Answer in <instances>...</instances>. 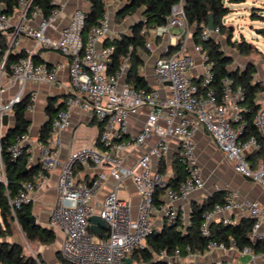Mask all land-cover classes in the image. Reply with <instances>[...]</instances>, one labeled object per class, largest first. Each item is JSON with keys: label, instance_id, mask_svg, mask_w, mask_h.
Listing matches in <instances>:
<instances>
[{"label": "built area", "instance_id": "built-area-1", "mask_svg": "<svg viewBox=\"0 0 264 264\" xmlns=\"http://www.w3.org/2000/svg\"><path fill=\"white\" fill-rule=\"evenodd\" d=\"M104 1L106 4L108 0ZM51 2L56 6L59 4V0ZM15 7L22 17L31 14L33 17L40 15L41 18L36 27L25 25L22 21L13 25L0 5V33L14 27L15 34L21 33L34 40V47L10 66L9 75L18 83L19 91L8 101L0 98V136L2 117L12 113L14 103L22 97L25 83H58L57 73L61 65L35 63L31 56L36 49L55 50L69 58L68 91L63 100V108L51 119L47 142L39 139L36 141L38 161L42 168L31 179L21 181L14 194L8 195V206L15 215L23 205L32 203L36 189L46 179L43 170L58 167L55 182L57 195L49 214L48 227L62 233L59 252L65 262L145 264L132 259L131 254L134 250L145 248L146 238L159 228H155L153 224V214L159 210L163 220L174 221L178 210L171 203L185 198L204 184L194 154V134L200 128L208 133L216 148L233 164L235 171L264 185V162L254 168L246 159L248 154L264 148V95L258 94L255 98L258 108L253 123L258 136L241 138L244 127L240 106L244 97L243 88L234 85L227 77L221 80L220 93L210 86V63L200 44L193 46L200 55L201 73L198 81L195 82L190 74L196 63L191 55L183 52L187 39L192 34L183 0H178L171 6L165 23L150 28L153 37L173 36L171 28H178L180 48L172 54L155 58L153 80L156 86L142 88H134L125 81L129 54L121 59L114 73L107 72L114 45H98L110 31L106 12L98 24L84 32L86 11L77 8L58 35L51 36L47 33V28L52 26L59 13L56 7L48 16H43L40 7L31 4V0H18ZM218 33V27L209 29L203 26L200 36L207 39ZM150 45L147 40L146 47L150 48ZM1 92L0 86V96ZM36 96V91L30 93L31 103ZM73 108L86 112L102 124L98 137L103 151H98L94 144H84L65 159L59 160L60 133L69 125V114ZM141 111H144L142 127L138 132L127 136L128 117ZM153 136L156 137L154 144ZM170 138L177 140L179 160L187 172L186 178L176 189L167 186V179L154 165V161L159 162L168 152ZM150 139L152 143L146 146ZM141 146L146 147L137 155L135 163L132 166L124 165L122 154L130 148ZM25 148L30 153L27 135L23 134L9 145L8 151L11 158H17ZM28 161H33L31 153ZM77 164H92L100 169L90 181L80 180L75 178L73 172ZM109 178L113 181L110 188L101 202L96 203L93 200L95 193ZM127 178L132 180L139 196L135 213L128 201L118 194V189ZM0 185L7 192L8 180L1 158ZM159 187L165 188L163 194L168 203L156 207L153 197ZM233 210H243L252 219V226L247 234L250 241H264V209L256 200L240 198L236 191L228 192L223 202H216L203 212L201 234H208L209 223L214 220L215 215ZM94 214L99 215L107 226L106 230L99 229V235L90 230L89 216ZM219 222L226 224L229 219L223 215ZM228 247L235 248L234 241L229 246L221 241H209L207 245L208 250H225ZM185 250V256L196 254L191 252L188 245ZM238 250L241 254L250 255L252 261L259 257V253L250 246ZM22 254L32 256L37 264H41L29 245L22 247ZM181 256L179 249H175L172 254H167L164 250L155 254L157 259L165 260L166 264H191L189 260H181ZM125 258H129L130 262ZM214 264L232 263L219 260Z\"/></svg>", "mask_w": 264, "mask_h": 264}, {"label": "trees", "instance_id": "trees-1", "mask_svg": "<svg viewBox=\"0 0 264 264\" xmlns=\"http://www.w3.org/2000/svg\"><path fill=\"white\" fill-rule=\"evenodd\" d=\"M121 2L115 18L121 19L127 14H132L141 10V19L130 27V32L122 34L112 40H105V44H113L114 52L112 61L107 72L114 73L117 70L121 59L129 54V67L126 72L125 81L134 88L147 87L146 80L139 73L138 67L141 63L140 52L147 51V32L149 28L166 22L171 6L178 0H118ZM245 0H183V8L189 26L191 27V38L194 44H200L202 50L207 54L210 63L212 80L210 86L218 93L221 91V80L224 77L229 78L234 85H240L243 88V100L240 101L242 107L244 127L241 138L254 135L258 136L257 128L253 120L258 105L255 98L263 90L261 81L255 79L256 67L254 63H246L243 68L231 69L233 62L231 55L222 50L220 43L214 38L202 39L201 29L207 26L209 15L212 16L213 27L219 28V35L226 34V44L241 55H247L252 51V46L244 39L235 40L232 38L231 29L223 22L224 16L232 11L231 3H239ZM89 8L86 10L84 32L92 26L98 24L101 17L106 12L104 0H87ZM18 0H0L3 12L9 14L17 5ZM31 4L38 5L43 16H48L56 7L51 0H31ZM7 44L0 38L1 62L0 72L10 74V66L25 56L24 52L14 53L7 51ZM180 48V44L169 45L165 55L174 53ZM6 53V55H5ZM5 58L4 63L2 60ZM35 63L45 62L39 54L31 56ZM264 64V58L262 59ZM196 82V81H195ZM57 96L48 97L46 100L45 115L47 120L42 125L38 139L46 143L50 135V123L56 112L63 108V100L57 101ZM31 105L30 95L27 94L14 103L12 107L13 125L4 130L0 136V158L8 180L7 192L0 185V237L3 238L11 234L12 225L16 223L29 242L40 244H51L55 241V231L50 227L41 226L30 221L32 215L31 203L23 205L13 215L8 206V195L14 194L20 182L29 180L33 174L42 167L39 161L29 162L27 149H23L20 156L11 158L8 151L9 145L14 143L18 137L26 134L29 127L27 110ZM101 125V123H99ZM264 152V148L257 151L258 154ZM252 155V153H251ZM162 161L159 164V172L163 171ZM161 165V166H160ZM174 175L166 180L167 186L176 189L178 184L183 181L187 172L181 164L179 157L174 160ZM45 171V170H43ZM165 188L159 187L154 192L153 204L159 207L161 204L160 195L164 193ZM222 193V192H221ZM220 192H215L205 198L202 202H194L190 206L188 219L185 222L181 213L172 222L163 220L161 226L155 229L147 238L146 246L143 249L134 250L131 258L136 261H143L145 264H166L163 259H157L155 254L164 250L167 254H172L175 249H179L181 255L187 251L188 245L191 252L203 253L207 249L209 241H221L226 246L234 241L236 247L243 248L250 246L254 251H264V241L252 243L247 234L252 226L250 218H242L239 223H211L208 227V234H201V224L203 221V212L210 208L216 202H223L224 198ZM0 264H37L30 255L22 254V246L17 242L0 240ZM61 264H69L61 258Z\"/></svg>", "mask_w": 264, "mask_h": 264}, {"label": "crops", "instance_id": "crops-1", "mask_svg": "<svg viewBox=\"0 0 264 264\" xmlns=\"http://www.w3.org/2000/svg\"><path fill=\"white\" fill-rule=\"evenodd\" d=\"M106 3V13L109 18L110 31L98 45L105 44V40H112L122 34L130 32V27L141 19V10H137L132 14H127L121 19L115 18V15L121 6V2L118 0H108ZM232 7V4H230ZM59 10L57 17L55 18L52 26L47 28V33L51 36H57L60 30L68 23L71 13L79 8L87 10L89 3L87 0H59V4L56 6ZM42 14V13H41ZM12 24H17L22 21L25 25L36 27L40 21V15L31 16L27 14L24 17L20 15L19 10L14 7L13 11L8 14ZM173 36H162L153 37L150 32V28L147 32V40L150 41V48L147 51L140 52L141 63L138 67L139 73L144 76L147 87L156 86L153 80V63L155 58L158 56L165 55L167 47L179 43L178 34L180 30L178 28H171ZM219 34L215 35V39L219 41ZM0 38L4 39L8 48L7 51L14 53L23 51L26 55L29 50L34 47V40L30 37H26L23 34H15L14 27H11L5 32L0 33ZM221 45V44H220ZM194 43L191 36L187 39L185 44L184 53L191 55L195 60V67L190 71L194 81H198L199 74L201 73L200 55L193 48ZM222 50L223 47L221 46ZM225 51V50H224ZM39 56L50 64H60L58 70V83L47 84V83H33L27 82L24 84L22 97L33 91L37 92L35 100L31 103L27 110V118L30 122L27 135V144L29 145L30 153L33 157V161L39 160V149L36 145L39 131L42 125L47 120L45 115L46 100L48 97L57 96V101L64 100L66 92L68 91V62L69 58L55 50L39 48L35 50L34 54ZM229 54L233 58V62L230 65L231 69L243 68L244 65H240L239 62L234 60L232 54ZM237 53V52H236ZM239 54V53H238ZM241 55V54H240ZM251 62V61H250ZM255 79L261 81L263 90L258 94L264 95V72L255 73ZM0 86L2 88L1 100L8 101L13 98L19 91V85L14 81L11 76L0 72ZM161 89V88H160ZM8 124L3 126L1 133L7 129L8 126L13 125L12 113L7 114ZM69 125L63 129L60 133V144L58 146V158L59 160L65 159L73 150L79 148L84 144H94L96 149L103 151L102 145L99 143V132L102 124L99 125L94 117L89 116L86 112L73 108L69 114ZM144 122V111L138 114L130 115L128 117V133L127 136L132 135L140 130ZM156 141V137L153 136V144ZM195 141V158L199 167L203 186L189 193L185 198H180L171 203L178 212L181 213L184 221L188 219V214L191 204L194 202L200 203L208 196L215 192H222L223 198L228 192L236 191L240 198H249L258 201L259 205L264 209V185L259 182H255L249 178L244 177L242 174L235 171L233 164L228 161L223 154L216 148L212 142L208 133L200 128L194 134ZM152 140L146 142V146L151 144ZM144 146V147H146ZM144 147L130 148L125 151L123 156V163L126 166H132L135 163L137 155L144 149ZM99 151V150H98ZM29 153V154H30ZM29 156V155H28ZM179 157V147L177 140L174 138L169 139V149L164 157L159 161H154V165L159 171V164L162 161L163 171L162 175L169 179L174 175V160ZM247 161L250 166L257 167L260 163L264 162V152L258 154L257 151L253 152L252 155L248 154ZM161 163V164H162ZM161 166V165H160ZM100 167L94 165H81L77 164L73 168V172L76 179L90 181L96 175ZM44 174L46 179L41 182L39 187L35 191L34 200L32 205V215L35 218L37 224L48 227L49 214L56 201V177L58 174V167L50 170H45ZM112 179L109 178L105 182L104 186L101 187L94 195L93 200L96 203H100L104 194L110 188ZM118 194L128 201L131 206L133 213L136 211L139 196L136 192L135 186L131 179L127 178L123 181L121 187L118 189ZM161 204L168 203V199L162 193L160 195ZM227 217L229 223H239L242 218H250L247 213L243 210H233L225 214H217L213 221L209 223H221L219 219L221 217ZM251 219V218H250ZM1 220V218H0ZM252 220V219H251ZM264 221V220H263ZM163 222L161 211L157 210L153 214V224L155 228L160 227ZM17 225V224H16ZM18 226V225H17ZM14 225H12L11 234L1 238L0 240H6L9 242H17L22 247L29 245L31 251H33L41 261V264H61V256L59 252L62 233L55 231V241L51 244H40L37 242L31 247L28 242H23L21 238L17 237V233L14 232ZM25 243V244H24ZM238 247H228L225 250L221 249H206L203 253L193 254L191 256H181V260H189L191 264H214L219 260H227L232 264H264V251H255L259 253V257L252 261L251 256L248 254H241ZM244 258L247 260L244 261Z\"/></svg>", "mask_w": 264, "mask_h": 264}, {"label": "rangeland", "instance_id": "rangeland-1", "mask_svg": "<svg viewBox=\"0 0 264 264\" xmlns=\"http://www.w3.org/2000/svg\"><path fill=\"white\" fill-rule=\"evenodd\" d=\"M108 3V2H106ZM233 11L223 18V22L231 29L232 38L235 40L244 39L252 46V51L247 55H240L226 44V34H220L219 41L225 52L233 55L234 60L240 65L254 63L256 72H264V34L260 31L264 29V0H245L239 3H231ZM101 151L100 148H98ZM14 232L17 237L26 242V238L14 223ZM28 242V241H27ZM25 244V243H24ZM32 247L34 243L28 242ZM33 248V247H32ZM247 258H244V261Z\"/></svg>", "mask_w": 264, "mask_h": 264}, {"label": "water", "instance_id": "water-1", "mask_svg": "<svg viewBox=\"0 0 264 264\" xmlns=\"http://www.w3.org/2000/svg\"><path fill=\"white\" fill-rule=\"evenodd\" d=\"M207 28L212 29L213 28V20L212 16L209 15L208 23H207ZM264 34V29L260 30ZM1 53L2 51L0 50V58H1ZM5 58L2 60V64L4 63ZM1 62V60H0ZM26 96V95H25ZM2 124L3 126H7L8 124V116L7 114L3 115L2 117ZM11 126H8L7 128H10ZM30 221L32 223H36L35 218L33 215L30 216ZM89 221L91 222L90 224V230L93 231L95 234L99 235V229L102 228L104 230L107 229L106 224L104 223L103 219L99 215H91L89 216ZM127 262H130L129 258H125Z\"/></svg>", "mask_w": 264, "mask_h": 264}]
</instances>
